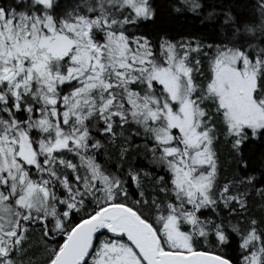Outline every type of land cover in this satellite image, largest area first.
<instances>
[{
    "label": "snow or ice",
    "instance_id": "1",
    "mask_svg": "<svg viewBox=\"0 0 264 264\" xmlns=\"http://www.w3.org/2000/svg\"><path fill=\"white\" fill-rule=\"evenodd\" d=\"M0 264H264V0H0Z\"/></svg>",
    "mask_w": 264,
    "mask_h": 264
}]
</instances>
